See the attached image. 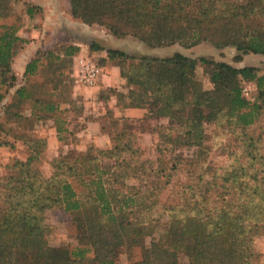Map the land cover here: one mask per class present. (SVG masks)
I'll return each instance as SVG.
<instances>
[{"label":"trees","instance_id":"16d2710c","mask_svg":"<svg viewBox=\"0 0 264 264\" xmlns=\"http://www.w3.org/2000/svg\"><path fill=\"white\" fill-rule=\"evenodd\" d=\"M4 1L0 0V16L7 14L1 6ZM69 3L71 14L82 22L102 25L116 37L135 36L149 47L209 41L220 48L234 46L242 53L264 55V0ZM40 9L31 3L26 14L32 18ZM19 27L0 22V108L13 123L21 124L25 118L19 109L29 100L30 116L51 120L58 139L65 141L64 134L71 130L58 86L73 72L72 58L79 47L69 44L62 52L40 47L26 62L20 79L13 67L16 46L22 39ZM89 46L104 49L98 41ZM106 51L109 59L120 61L122 77L138 86L129 89L128 105L145 108L146 116L167 121L160 126L165 132L160 131L164 139L157 145L154 170L160 184L153 187L152 195L173 183V203L164 206L170 212L165 223L169 225L168 244L152 253L145 248L148 250L133 264H178L176 250L180 247L186 250L190 264H252L256 256L253 237L264 232V153L261 138L252 135L249 127L264 110V70L182 52L135 56L120 48ZM103 61L100 58L99 64L104 66ZM198 63L206 66L213 83L211 96L205 95L196 77ZM249 80L257 87L253 102L240 87V81ZM11 91L9 101L4 102ZM223 123L239 130L229 146L232 162L214 168L205 162L209 150L204 144V126ZM27 125L21 124L25 130L15 135L29 150L27 158L16 160L15 174L0 177V264H114L116 250L128 240L137 242L147 228L126 218L133 193L120 190L126 178L136 174L128 152L136 157L138 149L132 143L138 132L122 128L121 118L108 114L101 125L110 144L54 156L53 172L46 177L38 164L45 157L47 138L29 132ZM180 143L193 146L195 154L185 157L175 152ZM183 172L185 180L180 181ZM44 199L61 205L72 216L76 230L88 237L87 242L72 249L49 244L43 222L35 214ZM183 218L193 222L191 235L177 232Z\"/></svg>","mask_w":264,"mask_h":264},{"label":"rangeland","instance_id":"374dc122","mask_svg":"<svg viewBox=\"0 0 264 264\" xmlns=\"http://www.w3.org/2000/svg\"><path fill=\"white\" fill-rule=\"evenodd\" d=\"M30 4L31 2L29 0H5L4 4L1 6H4L5 10H7V14L0 16V22L19 24L20 30L31 25V23L38 24V20L40 19L45 21V18L42 17L36 19L37 15L38 17L39 15H42V12L39 13V11H37V15L32 18L27 16L26 7ZM37 6L41 8L40 10L44 8L39 4H37ZM90 25L93 26V31L91 33H88V31H83L82 33L80 31L79 39H83L85 42L97 41V39L100 38L99 36H102L104 33L107 34V37H110L111 33L106 27L96 23ZM93 36L94 40H91ZM65 37L66 35L62 34V32L51 33L49 39L46 41L47 43H44L42 48H51L55 52H62L65 47L70 44L68 42H62ZM102 38L104 43L103 48L106 50L111 48L110 46L112 44L109 43V40L105 39L103 36ZM118 38H121V41L116 43V45H119L118 48L135 56H140L142 54L166 56L173 54L174 52H182L195 58L205 57L212 60H222L237 67L252 65L258 67L261 71L264 70V55L251 52L242 53L234 46L220 48L209 41H201L193 46L177 42L162 47H149L132 35ZM28 40L29 38L27 35L22 37L21 41L17 43L16 52L19 51L21 43H25ZM81 55L90 56L99 63L100 57L97 55H90L87 52L78 51L77 54L74 55V58H72V66L74 63L75 67L76 59ZM237 55H241L239 60L236 59ZM114 60L117 61V63H120L119 60ZM101 66L104 68V71L97 78L95 84L99 79L103 78L104 75L108 74L105 70V65ZM19 67L20 65L16 64V68L19 69ZM70 72L58 86V92L61 93L63 100L61 108L64 111V107H66L68 109L67 118H71V124L69 123L71 133L68 134L66 132L67 134H64L65 141H57L51 120L39 121L30 116L32 107L29 100H24L19 109L25 118V120H22L21 124H28L27 130L34 135L49 139V144L47 146L49 149L47 150V153H45V157H43L38 164L39 169L46 177H50L53 172V167L51 165L52 156L71 151L81 152L86 150L89 145L100 147L95 145L94 142H89L90 144L87 143L84 147H80L79 144L81 142H77V138L79 137L80 139L81 136L78 134V131L82 129L83 125L86 123L80 118V115L84 113L85 105L79 97H75L80 86L76 82L74 69L72 73ZM196 77L201 83L205 95L211 96L213 94V83L210 81L208 73L206 72V66L203 63H198L196 67ZM125 81L129 89H136L138 87L130 85L126 79ZM245 85L250 88L249 95L243 93V86ZM240 87L243 95L249 101L253 102L257 99V87L254 81H240ZM129 89L123 91L122 89L116 88L118 99L125 105L129 104ZM12 93L13 92L11 91V93L7 94L4 102L9 101ZM8 116L9 115L4 112L3 107H1L0 142H2V140H9V143H0V177L15 174L17 171V168L14 167L16 160H25L29 153L27 147L22 143L23 141L21 138L16 137L17 134L25 129H21L20 122L13 123ZM194 116L200 118L202 115L195 114ZM166 123V119L157 120L153 117L146 116L145 114L140 118L121 119L122 128L130 131L133 130L134 132L136 131V133L138 132L137 140L134 139L135 142L132 143L133 146L138 149L136 157L130 156L131 154L128 152L129 157L133 159L132 166L136 168V174L126 178L123 185L124 188L120 187V190L124 193H133H131L133 198L131 204L132 209L129 212H126V218H128L129 221L143 223L147 228L146 230L143 229V235L139 237L137 242L129 243L130 240H128L129 242L116 250L114 264H133L136 260L142 257L143 251L149 249V252L152 253L164 248L168 244L166 229L169 225L166 226L165 223L170 220V212L167 211L164 206L173 203V183L166 187L162 186L156 196L152 195V193L155 192L153 187L160 184L158 183L156 172H154V170L157 167V145L162 142L160 139H164L162 133L165 132L160 130V126L165 125ZM232 127L233 126L228 127L226 123L221 125L209 124L204 126V144L209 150L205 162L208 165L214 168H222L232 162L228 159L229 146L232 144L239 130L237 126ZM160 131H162V133ZM249 132L255 137L261 138V144L259 146L262 153H264V110L257 121L251 124ZM99 143V145L104 146V141ZM175 152L180 153L185 157H191L195 154V148L180 143L175 147ZM179 180H185L184 172L181 174ZM174 181H176V179H174ZM175 186L178 188L177 185ZM60 206L61 205L54 202L52 199H44L39 202L35 209V214L43 222L45 238L48 240L49 244L52 246H66L69 249H72L78 244L82 245V242H87L88 237L80 234V232L76 230V225L74 222H71L72 216ZM192 228L193 222L188 218H183V220L178 222V227L176 229L178 234L191 235ZM78 237L81 238V241ZM252 247L256 254L252 264H264V232H260L253 237ZM89 255H92V253H89ZM176 255L178 264H190L187 252L184 248L180 247L177 249Z\"/></svg>","mask_w":264,"mask_h":264},{"label":"crops","instance_id":"0c3cea01","mask_svg":"<svg viewBox=\"0 0 264 264\" xmlns=\"http://www.w3.org/2000/svg\"><path fill=\"white\" fill-rule=\"evenodd\" d=\"M31 3L42 5V15H37V18H45L38 20V24L31 23L19 30V35L21 37L28 36L29 40L25 43H21L19 51L15 53L13 67L16 70L18 77L21 79L23 74L24 66L26 62L36 53V51L47 43L51 33L62 32L66 37L60 41L68 42L70 44L79 47V52H87L90 55H97L103 58V63L105 65V70L108 74L104 75L103 78L99 79L98 82L93 86H80L75 97H79L84 105L85 110L82 115V121L86 122L82 129L78 131L81 135L80 139L77 138V142L80 147H84L85 144L89 142H94L95 145L100 147H107L110 144V137L108 133L102 129L101 122L104 117L108 114H112L116 118H140L142 117L146 109L142 107L130 106L123 104L117 96V89H122L126 91L129 89L125 79L122 77L120 72V65L114 59H109L107 56L106 49L91 50L89 42L79 39L80 31H88V33L93 31V26L86 24L81 20L75 18L71 14V8L69 0H29ZM64 6V8H63ZM100 35V34H99ZM105 39L109 40L112 45L111 48H118L116 45L121 38L115 37L110 34L102 35ZM97 39L101 45L104 46L103 38ZM91 40H94V36ZM101 40V41H99ZM144 47V46H143ZM16 64H19V69L16 68ZM71 124V118H68ZM69 124V125H70ZM57 141H60L57 137V131L53 126ZM70 128V126H69ZM82 137V139H81ZM104 141V146L99 145V142ZM49 144V139H47V146ZM90 144V143H89ZM47 147L45 153H47ZM46 155V154H45ZM56 156V155H54ZM52 156V157H54Z\"/></svg>","mask_w":264,"mask_h":264},{"label":"built area","instance_id":"2783aa9c","mask_svg":"<svg viewBox=\"0 0 264 264\" xmlns=\"http://www.w3.org/2000/svg\"><path fill=\"white\" fill-rule=\"evenodd\" d=\"M104 68L92 57L81 55L76 59L74 73L76 82L81 86H93ZM243 93L249 95L250 88L243 86Z\"/></svg>","mask_w":264,"mask_h":264}]
</instances>
